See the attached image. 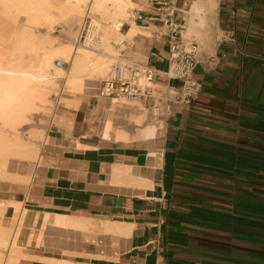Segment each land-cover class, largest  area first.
I'll use <instances>...</instances> for the list:
<instances>
[{
    "label": "crops",
    "instance_id": "1",
    "mask_svg": "<svg viewBox=\"0 0 264 264\" xmlns=\"http://www.w3.org/2000/svg\"><path fill=\"white\" fill-rule=\"evenodd\" d=\"M162 1L133 0L125 27L147 32L122 55L153 66L157 85L180 86L164 75L167 39L150 36ZM176 1L185 35L197 0ZM201 14L208 38L191 34L211 40L194 71L201 93L172 104L156 136L100 135L94 103L62 106L38 159L21 166L31 180H0V200L26 210L18 264H264V0H216Z\"/></svg>",
    "mask_w": 264,
    "mask_h": 264
},
{
    "label": "bare ground",
    "instance_id": "2",
    "mask_svg": "<svg viewBox=\"0 0 264 264\" xmlns=\"http://www.w3.org/2000/svg\"><path fill=\"white\" fill-rule=\"evenodd\" d=\"M131 1L0 0V179L22 184H27L31 180L29 174L24 175L20 172L21 166L38 159L40 146L33 142L34 131L28 130L30 133H27L26 138L22 135V132H25L22 129L31 122L33 114L42 111L45 113L47 109L56 108L52 95L62 91L61 83L63 82L66 87L67 96L65 95L61 101L59 99V103L65 108L81 109L84 102L90 98L87 92L95 89L89 84H93L91 82H95L96 78L108 75L113 65L109 59L110 56L115 57L112 42L126 45L128 36L132 37L140 31L147 32L133 21L130 29L122 32L121 26L130 20L128 3ZM205 8L213 12L216 0L194 2L192 11L199 16L197 21L193 19L195 16L191 18L187 36L196 32L199 38H207V34H203L207 30V17L204 14L200 15ZM90 10L101 13L100 18H105L103 14H106L105 19L108 15L117 20L101 24L99 19L95 18L94 35L101 38L97 46L62 43L56 35L54 36L53 32H56L54 28L60 25L62 31L64 30L70 37L72 35V39L77 37L75 26L81 20L82 22L85 20L86 16L83 15L86 11L85 15L88 13L93 15ZM120 55L122 53L118 56ZM57 61L70 66L68 69L61 67ZM102 105L100 102V108ZM115 109L121 110L117 112L118 115L122 112L128 117L126 121L119 119L122 126L116 127L113 134L117 140H148L156 136L161 128V124L148 121V114L138 101L126 98L111 100L108 110ZM129 125L136 126L134 133L127 128ZM110 126L109 122L102 124L100 135L110 132L112 130ZM130 182L146 184V181L139 183L136 178H132ZM9 204L15 206L16 211L11 223L6 224L5 212ZM25 211L19 202L0 200V264L19 263L22 254L17 245V237ZM101 227L104 226L101 225L99 229Z\"/></svg>",
    "mask_w": 264,
    "mask_h": 264
},
{
    "label": "built area",
    "instance_id": "3",
    "mask_svg": "<svg viewBox=\"0 0 264 264\" xmlns=\"http://www.w3.org/2000/svg\"><path fill=\"white\" fill-rule=\"evenodd\" d=\"M158 10L159 25L152 33L158 38H166L168 42V69L164 75L168 80H182V84L157 85L158 72L153 66L144 61H129L120 55L96 90L99 98L107 100L126 98L140 102L148 114V120L161 124L162 128L171 114L172 104L190 105L200 95L202 82L195 78L194 71L202 62V51L196 41L184 37L186 23L176 17L178 12L176 0L162 1ZM95 18L90 13L86 15L75 46L94 47L100 43L101 38L94 35ZM123 28L124 25L121 26V30ZM233 37L230 32L223 36L228 40H234ZM57 63L61 67L66 65L62 61ZM98 109L100 110V106Z\"/></svg>",
    "mask_w": 264,
    "mask_h": 264
},
{
    "label": "rangeland",
    "instance_id": "4",
    "mask_svg": "<svg viewBox=\"0 0 264 264\" xmlns=\"http://www.w3.org/2000/svg\"><path fill=\"white\" fill-rule=\"evenodd\" d=\"M129 4V6H128V11H129V16L131 17L132 16V8L134 7V4H133V0L131 1V2H129L128 3ZM86 7V6H85ZM90 11H92V10H90ZM87 13V11L84 13V15L83 16H86L85 14ZM92 13H93V15H94V17H97L98 19H99V22L101 23V24H106V23H112V22H114V21H117L114 17H109L108 15H107V19H105L106 18V14H103V15H105L104 17L105 18H103L102 16V18H100V15H101V13H99V12H95V11H92ZM131 13V14H130ZM95 14H96V16H95ZM92 15V14H91ZM207 19V18H206ZM207 22H208V20H207ZM83 23H84V20H83V22H82V20H81V22L78 24H76V26H75V28H76V30H77V37H73V39L71 38L72 37V35H71V37L69 36V34H67L64 30L62 31V29H61V26L60 25H58V26H56L55 28H54V30H56V32L54 31L53 32V34H54V36L56 35V37H57V39H59L60 40V42H62V43H68L69 42V44H74L75 45V42H76V40H77V38H78V36H79V34H80V31H81V29H82V26H83ZM81 26V27H80ZM207 27V30H208V26H206ZM206 30V32H208ZM59 31H60V33H59ZM128 30H127V27H125V25H124V28L122 29V32H127ZM79 32V33H78ZM150 36L152 35V30H150ZM203 33V34H207V33ZM57 33V34H56ZM196 33V32H195ZM58 35V36H57ZM199 36V35H198ZM184 37L186 38V39H189V40H191V35L190 36H187V32L185 33V35H184ZM206 37L208 38V35H206ZM75 38V39H74ZM199 38V37H198ZM62 40V41H61ZM70 40V41H69ZM197 42V41H196ZM199 45H200V49H207V48H210V45H211V40H198V42H197ZM112 44L114 45V51H113V55H115V57H112V56H110V58H109V56H108V58L110 59V61L112 62V66H111V69H112V67L116 64V62H117V60H118V55L120 54V53H122V54H126V50H124V51H122V49H123V47H124V45L123 44H121V45H115V42L113 41L112 42ZM131 45H129L128 46V48L130 47ZM118 49V50H117ZM121 50V51H120ZM69 64H67L66 63V65H65V67L68 69L69 68ZM110 69V70H111ZM110 70H109V72H110ZM109 72L107 73V74H109ZM108 75H106V76H103V77H99V78H96L97 80H95V82L97 83H95V82H91V83H93V84H89L90 85V87L92 86V87H95V89H91V90H89V92H87V94H88V96L90 97L87 101H85L84 102V106L82 105V107H86V106H88L87 104H95L96 105V109L100 106V102H102V106H101V108H100V112H99V117H98V124H97V132L100 134V129H101V127H102V124H104V123H106V122H109L110 123V127H111V131L110 132H107V133H113L114 134V131H115V128L116 127H118V126H122L121 124H119V119L121 120V121H123L124 119H125V121H126V118H128L127 117V114L125 113V115L124 114H122V112L120 113V115H118L119 113H117V112H120L121 110L120 109H115V110H113V111H109L108 109H109V104H110V102H111V100H107V99H104V98H99V97H97V88H98V86H99V84H100V82L103 80V79H105L106 77H107ZM61 88H62V91L61 92H58V93H54L53 95H52V97H53V103H54V106L56 107V108H50L51 110H46L45 111V113H42V112H44V111H42V112H40V113H36V114H33L32 116H31V119L32 120H30L31 122H29V124L28 125H25V126H23V129H22V131H25V132H22V135L24 136V137H26L27 138V133H30L31 131L33 132L34 131V133H35V136L32 138L33 139V142L36 144V145H38V146H40L41 147V145L44 143V139H45V135H46V129H47V127H48V125H49V123H50V120H51V118H52V115L54 114V112L57 110V109H62L63 107V105L61 104V103H59L61 100H62V98L63 97H65V95L67 96V93L65 94V90H66V87H65V85L63 84V82L61 83ZM97 87V88H96ZM65 88V89H64ZM90 91H91V93H90ZM59 94V95H58ZM87 94H85V95H87ZM60 99V101H58ZM120 100V99H119ZM132 101V100H131ZM54 109V110H53ZM54 111V112H53ZM47 112H50V113H47ZM52 112V113H51ZM121 116V117H120ZM119 117V118H118ZM118 118V119H117ZM149 122H151L150 120H148ZM31 124V125H30ZM33 126V127H32ZM124 126V125H123ZM32 127V129H30ZM36 127V128H35ZM40 128V129H39ZM127 128L129 129V131H131L132 133H134V129L136 128V126H133V125H129V126H127ZM35 129V130H34ZM26 130H27V132H26ZM28 130L30 131V132H28ZM38 132H37V131ZM41 130H42V132H41ZM41 144V145H40ZM36 160V159H35ZM35 160H33V161H31V162H34ZM30 161L29 162H26L25 164H29V163H31ZM0 180H5V179H0ZM11 181V180H10Z\"/></svg>",
    "mask_w": 264,
    "mask_h": 264
}]
</instances>
